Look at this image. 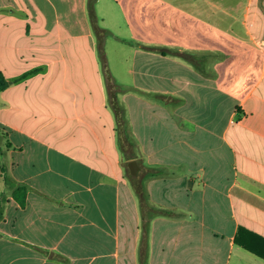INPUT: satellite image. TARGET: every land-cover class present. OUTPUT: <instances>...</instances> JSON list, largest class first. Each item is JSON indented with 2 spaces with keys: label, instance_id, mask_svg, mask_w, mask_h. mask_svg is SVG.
I'll list each match as a JSON object with an SVG mask.
<instances>
[{
  "label": "crops",
  "instance_id": "crops-1",
  "mask_svg": "<svg viewBox=\"0 0 264 264\" xmlns=\"http://www.w3.org/2000/svg\"><path fill=\"white\" fill-rule=\"evenodd\" d=\"M106 7L131 37L106 27L129 47L105 53L120 121L87 0H0V264H141L133 179L170 212L146 264H264L235 242L264 236V0Z\"/></svg>",
  "mask_w": 264,
  "mask_h": 264
},
{
  "label": "trees",
  "instance_id": "trees-1",
  "mask_svg": "<svg viewBox=\"0 0 264 264\" xmlns=\"http://www.w3.org/2000/svg\"><path fill=\"white\" fill-rule=\"evenodd\" d=\"M95 4L96 0H87V8L89 13V20L91 23V26L93 28V31L95 33L96 39H97V47L99 51V55L103 64L104 69V75H105V81L106 86L109 94V101L113 105L117 119L120 121V116L122 115L120 111V106L114 102V97H112V92L123 90L125 87L122 85L117 84L112 75L110 74L106 62H105V51H104V41L107 35L111 34L110 30L106 27H103L99 23V18L95 11ZM35 71H30L23 73L14 81L21 80L25 77H27L29 74L33 73ZM11 81H9L4 74L0 71V91L4 90L6 87L9 86ZM5 182L8 186H10L13 190V197L19 202L21 206L25 205V198H26V192H27V185L24 183H20L15 181L10 175H5ZM134 189L136 194L139 197L140 204H141V213H142V239H141V246L139 250V257L141 260V264H146L147 260V253H148V233L150 228V220L154 216L157 215H163V214H169L170 212L165 209H161L158 207H155L151 205L148 200L145 193V189L142 184H140L137 179L132 180ZM0 217H1V211H0ZM235 242L245 248L246 250L256 254L257 256L264 259V236L247 229L244 226H239L237 233L235 235ZM42 250V249H41ZM43 252H49L46 250H42ZM55 256H59L56 253H52Z\"/></svg>",
  "mask_w": 264,
  "mask_h": 264
},
{
  "label": "rangeland",
  "instance_id": "rangeland-1",
  "mask_svg": "<svg viewBox=\"0 0 264 264\" xmlns=\"http://www.w3.org/2000/svg\"><path fill=\"white\" fill-rule=\"evenodd\" d=\"M95 11L97 15L104 20L101 21V25L104 27H108L109 25L113 26L115 34L123 36L127 40H130V32L128 29L127 24L123 19L116 15H112L113 13L106 7V0H99L96 3ZM114 22V23H113ZM97 40L94 45V49L98 51V47L96 44ZM104 51L108 55L109 64L113 66L116 60V53L122 49H129L128 46L123 45L120 40H118L113 34H109L106 36L104 44Z\"/></svg>",
  "mask_w": 264,
  "mask_h": 264
},
{
  "label": "water",
  "instance_id": "water-1",
  "mask_svg": "<svg viewBox=\"0 0 264 264\" xmlns=\"http://www.w3.org/2000/svg\"><path fill=\"white\" fill-rule=\"evenodd\" d=\"M129 168H130V174H131V176L132 177L135 176L136 175L137 168H138L137 162L135 160H131L129 162Z\"/></svg>",
  "mask_w": 264,
  "mask_h": 264
}]
</instances>
